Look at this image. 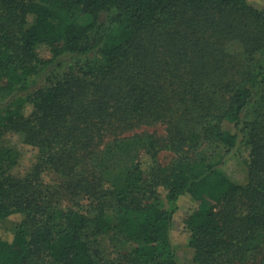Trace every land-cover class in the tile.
Returning a JSON list of instances; mask_svg holds the SVG:
<instances>
[{
  "label": "trees",
  "instance_id": "trees-1",
  "mask_svg": "<svg viewBox=\"0 0 264 264\" xmlns=\"http://www.w3.org/2000/svg\"><path fill=\"white\" fill-rule=\"evenodd\" d=\"M0 12L7 20L0 24V132L38 149L22 174L12 172L16 161L0 163V222L17 219L12 232L0 233V264H95L87 230L107 232V210L136 244L137 264H178L181 243L192 248V264H264V0H0ZM180 28L192 32L186 60L180 48L191 39ZM208 29L214 41L199 40ZM227 41L245 56L230 79ZM216 57L222 81L209 77L208 59ZM170 74L178 89L177 74L190 78L183 94L192 93L193 107L178 118L200 124L189 139H200V155L162 171L153 134L138 133L101 153L90 149L89 175L65 172L76 154L87 158L79 150L101 140L111 104L123 105L114 113L125 119L157 120L171 101L183 102L181 90L168 91ZM211 82L227 95L222 109L206 94ZM231 152L248 168L246 186L217 166Z\"/></svg>",
  "mask_w": 264,
  "mask_h": 264
},
{
  "label": "rangeland",
  "instance_id": "rangeland-1",
  "mask_svg": "<svg viewBox=\"0 0 264 264\" xmlns=\"http://www.w3.org/2000/svg\"><path fill=\"white\" fill-rule=\"evenodd\" d=\"M28 24H31L34 22L33 16H28L26 19ZM80 21L85 23L89 21L88 17H81ZM0 24L6 26L7 20L5 14L0 12ZM170 29V28H169ZM10 30L12 33H15L16 30L13 27H10ZM179 33L181 36H187L190 38V35L192 32L186 28H180ZM196 37L194 39L199 38V33L196 32ZM212 36V30L208 29L206 33H204L203 37L200 36L199 40H205L206 38ZM191 39V38H190ZM214 41V38H210V42ZM231 41V40H230ZM224 44L226 45V49L229 48L227 58H230V60H226L229 63H225V66H229V69H225V72L227 74V79L230 78H236V74H234V71L231 66H234L236 69L240 68L242 69L244 67L243 61H245V56L241 52H243L242 47L238 45V43H231L226 42ZM192 39L191 44L188 46H182L180 48V59H188L189 56L194 52L191 51L192 47ZM158 51L167 54L168 50L166 48H158ZM39 55H44L43 49H38ZM185 53V55H184ZM227 53V52H226ZM176 59V57H174ZM172 61V60H171ZM174 61V60H173ZM170 62V60H168ZM242 64V65H241ZM210 65V71L214 68V72L212 74H209V77H216L220 78L222 81L221 73H223V68H220L219 58L216 57L214 59L209 58L207 62V66ZM179 66L185 67V71L187 70V63L179 64ZM222 67V66H221ZM230 70V73H229ZM184 72L182 69L180 70V73ZM157 79L158 73L156 75L150 76V79ZM177 78H180V80L177 82L181 83V89H178L176 86V83H172L174 81V78L169 75L166 76V80L170 81V87H169V93L182 92L184 87L186 89V86L189 84L190 78L185 74H177ZM43 82V78L40 80H37L35 83L31 84L28 88L29 91L33 90L34 88L39 87ZM215 84L216 82H211L209 85H213V87H209L206 91V94L210 95L214 99V106L217 107V109H222L227 105V102L225 101V97L227 95L223 92V90L220 91H214L215 90ZM195 89H197L195 87ZM204 89L201 88V92ZM185 91V90H184ZM213 91V92H211ZM180 92V93H181ZM20 94H23L21 92ZM184 98V101H171V106L169 104L167 113L165 116H162L161 118H157V120H152L153 117H143V118H126L123 117V113L119 112L118 110L116 113H114V110L118 107H123L122 104H120L118 107H113V104H111L110 108L107 110V120L106 125L104 127L106 128L103 131V136L101 137V140L98 142V140L94 141L92 143V146L88 149L87 147L85 149L79 150L80 153L87 157L86 159L79 157V155H75V159L71 162H68L65 166V172L70 173L72 169H74L77 174H83V175H89L87 174L88 170L90 169L88 167V163H90V160H88V157H90L92 154H88L89 150H93L94 153H101L105 149L106 146L110 145L113 140L125 137V136H131L133 134L138 133H149L153 134L155 140H156V148L158 149L157 155H158V161L161 163L160 167L162 171H166L169 167H173L177 161H183V159L186 158H193L197 157L201 154V151L198 146L200 142V139L198 143H190L189 139L192 136V133L200 132V124H194V121H179V115L182 113V109L186 107H193L192 102H189V99L192 97V93H187L182 95ZM181 96H178L177 99H180ZM215 97V98H214ZM170 101V100H169ZM195 107H198L195 105ZM171 109V112H170ZM195 112L196 109L192 108ZM218 110H216L217 112ZM194 112V113H195ZM123 114V115H122ZM187 118L190 116H193V112H190L186 114ZM125 116V115H124ZM183 117V116H182ZM200 137V135H198ZM185 139V140H184ZM98 142V144H97ZM97 144L96 146H94ZM74 149L77 147V141L75 140L74 143ZM204 147V146H202ZM211 151H213L214 154H221V148L214 149L213 146L210 148ZM88 152V153H87ZM204 152V150H202ZM208 150L206 149V153ZM209 153V152H208ZM88 155V156H87ZM141 159L148 160L146 156H142ZM218 159H220V163L217 165L221 172L225 175L226 178H228L233 183L240 185V186H246L249 181L248 176V168L246 167L245 163L238 159L234 155L233 152L226 155L223 159L221 156H218ZM38 160V149L33 146L25 143L23 139H21L17 134H13L8 130H3L0 132V163L1 164H7L10 162L16 161V166L13 168V173H20L29 170L32 168L35 163ZM77 162H80L79 164H76ZM71 170V171H70ZM71 174V173H70ZM73 177V176H72ZM46 179L49 181H52V177L49 175H46ZM154 181V180H153ZM59 196L63 195L62 197H71L70 192L64 191L63 189H58ZM148 193H146L145 196H147ZM152 199V197H151ZM83 203L86 204L85 201ZM62 206H66L68 202H61ZM88 205V204H86ZM106 221L109 225V230L102 234H95V230L93 227H89L87 230V234H89V241L91 250H95V264H137L133 260V256L131 255V249L136 245L135 243H131L127 241L122 234V232H119L114 227V218L111 210L106 211ZM16 218H12L10 220L6 219L2 222H0V233L5 234L7 232H12L14 228V221H16ZM175 256L177 258L178 264H192V257H193V250L190 248L186 243L178 244L174 247Z\"/></svg>",
  "mask_w": 264,
  "mask_h": 264
}]
</instances>
